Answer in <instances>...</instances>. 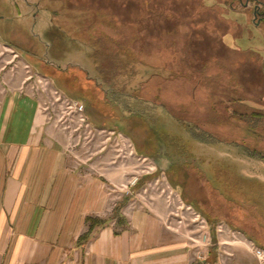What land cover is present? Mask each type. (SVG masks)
Segmentation results:
<instances>
[{"label": "rangeland", "instance_id": "obj_1", "mask_svg": "<svg viewBox=\"0 0 264 264\" xmlns=\"http://www.w3.org/2000/svg\"><path fill=\"white\" fill-rule=\"evenodd\" d=\"M258 1L0 0V42L40 65L42 70L31 69V80L44 95V107L55 109L68 134L100 138L102 151L116 155L130 183L117 193L122 190L130 197L137 184H146H140L141 177L149 175L140 199L154 195L163 202L162 228L194 247L199 260L213 244L206 215L229 220L240 216L226 206L218 191L226 192L221 184L231 186L235 191L228 193L237 200L240 190L257 187L255 174L264 175L263 162L248 159L246 149L243 158L233 145L246 140L264 154V121L252 119V109L242 102L228 105L229 111L249 113L242 117L231 119L225 108L229 97H264L260 59L242 52L264 57V0ZM44 62L92 79L85 98L95 102L96 113L106 114L97 113L100 123L87 116L84 103L62 94L44 77ZM244 91L256 93L246 97ZM72 101L83 104L81 115L68 107ZM176 116L231 143L195 141ZM243 170L247 181L234 176ZM98 220L88 218V233ZM228 228L225 222L217 224L218 240L238 242L237 233Z\"/></svg>", "mask_w": 264, "mask_h": 264}, {"label": "crops", "instance_id": "obj_2", "mask_svg": "<svg viewBox=\"0 0 264 264\" xmlns=\"http://www.w3.org/2000/svg\"><path fill=\"white\" fill-rule=\"evenodd\" d=\"M251 53L259 57L264 75V57ZM41 65L48 66L46 79L62 94L84 103L87 116L100 123L97 113L106 114L96 113L95 102L85 98L86 84L92 82L89 76L69 75V67ZM38 67L0 42V264H260L250 247L264 248L263 174H253L257 187L247 193L240 190L237 200L228 193L235 191L231 186L220 185L227 192L218 190L226 206L236 208L233 211L240 216L210 217L216 224L225 222L239 241L222 242L216 231H210L213 244L199 260L194 247L162 228L163 202L154 195L140 199L149 175L141 177L140 184L144 180L146 184H137L130 197L122 190L117 193L118 187L130 183L116 155L102 151L100 138L68 134L55 118V109L44 107V95L37 81L31 80ZM261 98L242 103L262 113L264 121ZM253 136L258 135L253 132ZM245 141L233 144L243 158L246 152L240 145ZM247 158L264 163L248 153ZM234 176L242 181L249 178L244 170ZM118 205L119 214L114 213ZM88 218L99 219L90 233Z\"/></svg>", "mask_w": 264, "mask_h": 264}, {"label": "trees", "instance_id": "obj_3", "mask_svg": "<svg viewBox=\"0 0 264 264\" xmlns=\"http://www.w3.org/2000/svg\"><path fill=\"white\" fill-rule=\"evenodd\" d=\"M239 1H243V0H239ZM247 2H257L258 0H246ZM257 3H259V1L257 2ZM264 21V20H263ZM248 54H252L251 52H249ZM253 56H254V54H253ZM129 59L130 60H135V59H133V57H132V55H130L129 56ZM254 91H256V90H254ZM262 90H260V92H261ZM240 93V92H239ZM253 93L255 94L256 92H252V91H244V95L247 97H251L252 95H253ZM260 97H261V94H260ZM230 99H232V100H228V99H226L227 101H226V103H225V108H226V111L228 112L229 111V106L228 105H230L232 102H234V103H237V104H240L241 102H243V101H251V102H258L256 99H251V100H249V99H246L245 97H243V98H240L239 96H238V99H236V98H233V97H229ZM223 99V98H222ZM224 100V99H223ZM222 103H223V101H221ZM242 104V103H241ZM238 111L235 109H233V108H231V110L229 111V117L231 118V119H233V117L235 118V117H238L239 115V117H242V115H245L246 113L245 112H241V113H237ZM252 112V111H251ZM237 114H239V115H237ZM249 114V113H248ZM175 116V115H174ZM252 116H254V118L256 119V120H261V121H263V114L262 113H260V112H252V113H250V117L252 118ZM176 119L177 120H179L180 121V123H182L183 125L182 126H184L185 127V129H189V131L187 132L188 134H189V136L193 139V140H195V141H198V142H201V143H209L210 142V139H213V143H219V142H222L223 140L222 139H220L219 138V140H218V138H215V135H214V133H212L211 131H209V130H207L205 127H202V126H200L199 124H197V123H194V124H192V123H190V122H187V120L186 119H182V118H178L177 116H176ZM249 134L250 135H253V131H251V130H249ZM165 139V138H164ZM212 142H211V144H213ZM240 146H243L247 151H248V155H249V157H260V158H262V159H264V154L263 153H261V152H259L258 151V148L257 147H255V145L254 144H252V145H249V144H241ZM198 208V207H197ZM206 217L208 218L207 219V222H208V225H209V227H210V231H216V226H217V224L215 223V221H212L213 219H211V217L209 216V215H206Z\"/></svg>", "mask_w": 264, "mask_h": 264}, {"label": "built area", "instance_id": "obj_4", "mask_svg": "<svg viewBox=\"0 0 264 264\" xmlns=\"http://www.w3.org/2000/svg\"><path fill=\"white\" fill-rule=\"evenodd\" d=\"M68 107L70 108V110H73L74 113L77 114H82L84 112V106L83 104L79 103V102H70L68 103ZM137 181V178H135L132 182V184H135ZM203 224V228L206 227V222L204 221V219L201 220ZM223 229L221 227L218 228V231H222ZM209 236H206V241L209 243ZM251 251L253 252L254 256L257 258V260L259 261L260 264H264V248L261 247H256V246H251L250 247Z\"/></svg>", "mask_w": 264, "mask_h": 264}]
</instances>
